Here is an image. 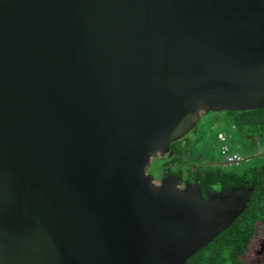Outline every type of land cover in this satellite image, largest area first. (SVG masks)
<instances>
[{"label":"water","instance_id":"obj_1","mask_svg":"<svg viewBox=\"0 0 264 264\" xmlns=\"http://www.w3.org/2000/svg\"><path fill=\"white\" fill-rule=\"evenodd\" d=\"M264 109V0H0V264H187L254 188L150 168Z\"/></svg>","mask_w":264,"mask_h":264},{"label":"trees","instance_id":"obj_2","mask_svg":"<svg viewBox=\"0 0 264 264\" xmlns=\"http://www.w3.org/2000/svg\"><path fill=\"white\" fill-rule=\"evenodd\" d=\"M226 115L230 118L231 128L245 143L248 151L252 149L255 140L263 141L264 109L227 112ZM177 161L170 157L164 164L170 165ZM201 178L204 185L203 194L218 182L225 185L231 183L233 187H254V193L247 210L233 225L208 247L193 256L187 264H246L247 252L255 245L254 237L264 225V161L255 162L233 172L207 167Z\"/></svg>","mask_w":264,"mask_h":264},{"label":"flooded vegetation","instance_id":"obj_3","mask_svg":"<svg viewBox=\"0 0 264 264\" xmlns=\"http://www.w3.org/2000/svg\"><path fill=\"white\" fill-rule=\"evenodd\" d=\"M226 113L227 112H222V114H225V115ZM217 114L218 113H212V114L210 113L205 117H210L211 115H213L212 118H214V115H217ZM212 118L210 120L207 119L208 121L204 124H202V120H203L202 118V120L199 122L196 128H194L188 135L172 143L170 146L169 154L160 162L154 163L150 168V173L156 179H163L167 176L172 175V176L178 177L183 184L199 183L202 189V195L205 199L208 198L209 192L211 190L218 191V192H225V191H230L233 188H239V187H233L231 183L225 185V184H222L221 182H218V184H214L211 187H209L206 190V192L203 194L204 185L202 183L201 175L207 167L220 168L227 172H233L234 170L244 169L255 162L262 161V159H264V155L259 154L260 146L256 149L257 144H259L260 141L255 140V142L252 145V149L248 151L247 146L245 145V143H243V141H241L237 137L233 128L231 130L232 133L228 131L227 132L222 131L221 133L214 127ZM226 124H229L231 128L230 118H229V121L226 122ZM207 128L214 130L216 132L214 136V141L221 145L223 157L213 155L211 154V152H209L207 160L205 162L192 163V164L185 163L184 162V151H185L184 142L186 141L190 142V141H195V140L197 141L198 139L204 140L205 139V129ZM190 135H192L191 138L189 137ZM220 135L223 136L222 139L220 138ZM236 144H237V148L239 147L238 149L242 151V154H241L242 156L233 155L232 157L231 156L229 157L231 149ZM170 157L173 159H177L178 161L170 165H165L164 162H166ZM250 161H251V164L247 165V163L248 162L250 163ZM250 201H251V198H250ZM254 239H255V245L252 246L251 249H249L245 257L246 264H264V225L262 226L261 230H259V232L256 234Z\"/></svg>","mask_w":264,"mask_h":264},{"label":"rangeland","instance_id":"obj_4","mask_svg":"<svg viewBox=\"0 0 264 264\" xmlns=\"http://www.w3.org/2000/svg\"><path fill=\"white\" fill-rule=\"evenodd\" d=\"M212 116L213 115H211L210 117H203L202 124L210 120ZM227 121H229V117L225 114H222V112H219L217 115H214V118H212L213 125L219 132L222 133V131H226V132L228 131L232 133L231 132L232 128H230L229 124H226ZM215 133L216 132L214 130L207 128L205 129L204 140L198 139L197 141L195 140L190 142L189 141L184 142L185 143L184 162L189 164L205 162L207 160L209 152H211V154L213 155L223 157L221 145L214 141ZM189 137L191 138L192 135H190ZM237 144L234 145V147L231 149L229 157L230 156L232 157L233 155L239 156L242 154V151L238 149L239 147L237 148ZM258 147L260 148L259 154L264 155V139L263 141H260L259 144H257L256 149ZM262 160L264 161V159ZM251 161L250 163L248 162L247 165L251 164ZM204 264H206V262Z\"/></svg>","mask_w":264,"mask_h":264},{"label":"built area","instance_id":"obj_5","mask_svg":"<svg viewBox=\"0 0 264 264\" xmlns=\"http://www.w3.org/2000/svg\"><path fill=\"white\" fill-rule=\"evenodd\" d=\"M222 137H223V136H222V135H220V138H221V139H222Z\"/></svg>","mask_w":264,"mask_h":264}]
</instances>
